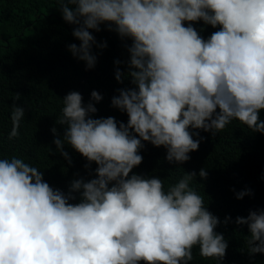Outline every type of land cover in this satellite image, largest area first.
Instances as JSON below:
<instances>
[{
	"label": "clouds",
	"instance_id": "clouds-1",
	"mask_svg": "<svg viewBox=\"0 0 264 264\" xmlns=\"http://www.w3.org/2000/svg\"><path fill=\"white\" fill-rule=\"evenodd\" d=\"M72 35L74 58L93 69L97 44L92 31L106 25L130 40L127 73L135 87L118 89L111 105L128 116L92 118L102 95L93 90L87 105L78 91L63 99L65 126L53 143L71 164L64 145L97 165L94 177L74 179L69 191L53 188L43 171L21 158L0 159V264H189L199 247L203 258L222 261L228 241L215 231L218 217L190 187L186 173L167 190L158 176L136 174L144 142L166 149L169 163L183 164L197 151L199 131L221 132L238 120L264 133V0H57ZM216 29L204 39L193 27ZM187 24V26H185ZM116 65L123 63L115 61ZM19 94H16L18 100ZM25 109L12 105L9 139L19 135ZM92 175L91 171L89 173ZM131 174V175H130ZM198 175L207 178V171ZM79 202L72 203L77 199ZM251 190L236 193L237 199ZM231 217H225L227 224ZM247 225L250 255L264 253V210L237 217Z\"/></svg>",
	"mask_w": 264,
	"mask_h": 264
},
{
	"label": "trees",
	"instance_id": "trees-1",
	"mask_svg": "<svg viewBox=\"0 0 264 264\" xmlns=\"http://www.w3.org/2000/svg\"><path fill=\"white\" fill-rule=\"evenodd\" d=\"M74 27L63 20L57 0H0V159H23L43 171L50 186L65 193L74 179L95 178L97 165L93 162L90 170L86 169L87 160L70 145L65 144L64 151L71 164L56 150V136L51 129L55 127L63 137L65 126L57 123L62 116V99L69 92L78 91L87 105L95 90L103 99L92 101L97 108L92 118L114 117L118 124H126L127 114L114 108L111 100L119 95L118 89L135 87L130 77H125L123 83L115 79L117 67L128 71L130 57L125 45H130V40H121L106 25H101L99 32L90 30L97 44L106 42L107 47L93 45L97 62L93 69L86 70V63L74 58L68 49L70 44L81 43L72 35ZM193 27L204 39L218 30L203 21ZM117 60L123 63L116 65ZM14 100L25 109V117L20 121L19 135L9 139ZM260 119L264 121V110L260 111ZM190 131H199L193 139H204L199 149L189 154V161L169 163L163 146L157 148L142 141L143 161L133 172L158 176L164 180L165 190L186 173H197L190 187L203 197L208 211L218 217L220 223L215 231L224 235L228 248L219 261L201 257L199 247L195 246L189 264H264V253L248 252L247 225L235 223L237 217L246 218L250 211L264 210V133H254L238 120L215 135L203 130ZM202 168L208 173L206 179L198 175ZM244 190H251V195L237 199L236 193ZM75 195L77 199L72 203L79 202V193ZM229 216L231 220L225 224V217Z\"/></svg>",
	"mask_w": 264,
	"mask_h": 264
}]
</instances>
